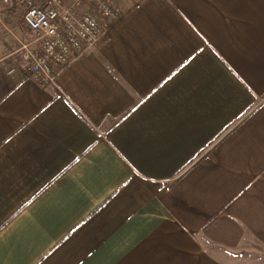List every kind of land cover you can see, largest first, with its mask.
Listing matches in <instances>:
<instances>
[{
    "label": "crops",
    "instance_id": "0c3cea01",
    "mask_svg": "<svg viewBox=\"0 0 264 264\" xmlns=\"http://www.w3.org/2000/svg\"><path fill=\"white\" fill-rule=\"evenodd\" d=\"M10 11L0 264H264V0H132L46 86Z\"/></svg>",
    "mask_w": 264,
    "mask_h": 264
},
{
    "label": "built area",
    "instance_id": "2783aa9c",
    "mask_svg": "<svg viewBox=\"0 0 264 264\" xmlns=\"http://www.w3.org/2000/svg\"><path fill=\"white\" fill-rule=\"evenodd\" d=\"M15 2L21 24L32 34L17 52L42 86L54 83L64 67L106 38V21L119 13L113 0H0V11ZM0 29L10 32L1 19Z\"/></svg>",
    "mask_w": 264,
    "mask_h": 264
},
{
    "label": "rangeland",
    "instance_id": "374dc122",
    "mask_svg": "<svg viewBox=\"0 0 264 264\" xmlns=\"http://www.w3.org/2000/svg\"><path fill=\"white\" fill-rule=\"evenodd\" d=\"M132 1V0H116V3H117V7L119 9V11H121L122 9H124L127 5H129V2ZM17 2L13 3L12 5L10 6H5V8L7 9H10L11 6H15V9H11L10 12H16V7H19L17 4ZM19 13V12H18ZM8 41V40H6Z\"/></svg>",
    "mask_w": 264,
    "mask_h": 264
},
{
    "label": "trees",
    "instance_id": "16d2710c",
    "mask_svg": "<svg viewBox=\"0 0 264 264\" xmlns=\"http://www.w3.org/2000/svg\"><path fill=\"white\" fill-rule=\"evenodd\" d=\"M10 9H15V6H14V5H13V6H11V7H10Z\"/></svg>",
    "mask_w": 264,
    "mask_h": 264
}]
</instances>
